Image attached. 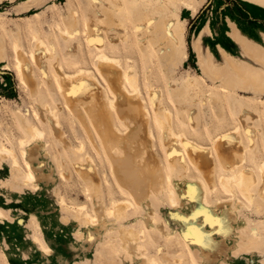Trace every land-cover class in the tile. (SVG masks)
Masks as SVG:
<instances>
[{
    "label": "rangeland",
    "instance_id": "obj_1",
    "mask_svg": "<svg viewBox=\"0 0 264 264\" xmlns=\"http://www.w3.org/2000/svg\"><path fill=\"white\" fill-rule=\"evenodd\" d=\"M156 1L152 0L150 5L156 4ZM190 1L197 7L196 13L185 8L179 0L173 2L179 42L170 43L173 54L167 57H160L150 44L137 37L133 28L136 18L132 12L136 8L134 2L126 3L118 13L128 28V36L120 37L110 31V38L106 39L109 53L120 57L121 71L138 79L140 96L133 102L139 108L142 105L149 110L147 123H144L142 113L141 117L133 111L130 114L127 106L122 105L121 109H126L121 111L124 119L127 121L130 118L127 133L130 136L133 134L134 142V145L123 142L127 151L123 156L134 157L133 160L138 163L132 162L133 165L148 163L156 167L162 178L165 172L171 171L152 104L151 90L156 88L161 90L159 102L172 112L173 129L183 136L186 148L192 146L210 151L216 134L238 125V134L247 151L246 166L254 168L261 178V163L264 162V86L262 90L251 86L241 88L223 80L240 69L264 75V64L246 47L264 50V1ZM97 9V0H0V144L13 150L19 163V167L14 166L11 155L0 157V264H101L102 261L104 264L106 258V264H135L121 246L118 237L120 225L139 230L147 252L160 260L164 256L160 258L156 251L165 248V245L156 246L150 235L143 233L146 225L159 229L163 234L174 233L177 235L175 239L181 240L179 228L185 225L184 218L192 215V206L186 203L170 212L167 193L157 183L162 178L153 180L150 177H146L141 184L142 193L133 195L134 204L128 206L124 218L116 219L99 211L100 204L104 203L109 208L113 199L132 196L112 175L109 158L101 145L102 139L87 114L89 104L84 98L69 101L54 79L60 65L67 72L85 67L91 73H98L97 47L88 41L84 32L85 22L93 21ZM60 27L70 29L68 36L61 34ZM103 37V34L98 35V38ZM38 38L45 42L52 56H40L33 61L29 54L36 51ZM98 42L101 43L100 40ZM15 47L30 63L31 77L27 83L17 72ZM207 67L220 73L219 77L211 75ZM83 74L90 76L87 71ZM128 86L132 89L130 84ZM76 110L85 118L76 114ZM54 114L59 119L57 123ZM113 118L124 128L117 115ZM34 125L44 130L43 137L34 141L35 144L31 141L27 146L21 145L20 141L29 136L28 128ZM151 131L152 141L148 136ZM194 141L198 144L195 145ZM145 145L149 146V153L145 154L147 157L143 154ZM24 148L29 149L28 157L21 153ZM112 156L116 157L115 154ZM140 158L144 159L143 163ZM29 159L32 169L37 172L35 182L25 178ZM217 166L216 175L220 169L218 163ZM82 167L95 168L98 173L101 195L96 198L89 195L87 188L90 184L80 173ZM187 172L183 173L186 177L173 178L179 194L186 189L188 182L200 187V178L203 177L200 168L191 165ZM215 179V190L210 186L207 189L210 205L206 206L214 215L224 219V227L227 225L225 220H228L234 234L230 237L215 235V241H223L226 245H207L200 248L199 254L195 253L197 257L189 255L186 245L176 247L172 244L174 247L171 250L177 248L178 251H172L166 257L170 260L175 258L177 263L175 259L173 263L172 260L168 263L199 264L201 260L204 264H264V197L256 193L254 200L250 201L240 191L233 195ZM257 185L253 186L254 190L258 189ZM87 211L90 214H95V211L97 215L100 213L98 225L95 222L86 226L84 218ZM172 213L180 216L174 219ZM150 215L160 222L151 220ZM164 221L169 230L163 229ZM225 229L229 230L228 225ZM238 235H248L255 241L250 248L247 245L248 249L242 245L235 247L233 244ZM255 235L257 238H254ZM108 242L116 249L107 245ZM192 247L194 252H198V245Z\"/></svg>",
    "mask_w": 264,
    "mask_h": 264
},
{
    "label": "bare ground",
    "instance_id": "obj_2",
    "mask_svg": "<svg viewBox=\"0 0 264 264\" xmlns=\"http://www.w3.org/2000/svg\"><path fill=\"white\" fill-rule=\"evenodd\" d=\"M175 1L174 0H157L156 4L150 5L152 0H97L98 9L96 11V15L92 22L90 21L85 22L84 32H85V35L88 41L96 45L97 47V52H96L95 57L98 62L97 63L98 73L97 72H95L97 74L91 73V70L85 67H79V69H77L74 72H67L66 70H64V67L60 65V67H58V74L54 77L58 89L66 95L69 101L71 100L81 101V99L84 98L86 100V103L89 104L90 108L89 107L86 108V110L88 111L87 114L89 113L88 116L90 118L91 124L98 131V134L102 139L101 145L105 149L106 154L109 158L110 167H111L110 169L112 171V175L115 177L118 183L122 186V188L128 191V194L132 196V198L113 199V204L111 203L112 206L109 208L105 207L103 205L104 203L100 204L99 211H101L102 213L106 212L107 214H111L112 217L115 216L116 219H122L127 215L126 210L128 206L129 205L131 206V204L134 202L133 195H138L142 193L143 189L141 187V184L145 182L146 177H150L153 180H158V178H160L159 180H161L162 177H161L160 170L157 169L156 167H153L148 163L138 165L137 164L138 162L133 160L134 157L129 156L128 154H127L128 156H125V155L123 156V154L127 152L123 146V142H128L133 145H134V142L132 138L133 134L130 136V134L127 133L130 128L129 127L130 125L127 121L130 118L127 119V121L126 119H124L125 117L123 116L122 114L123 112L121 111H124L126 109L124 107V110H122L121 109V107H123L122 105H126L127 110L129 112L130 111L135 112L136 116L141 117V113H142L143 115L142 119L144 123L145 122L147 123L149 110L145 106L142 107V105H141V108H139L136 105V103L133 102L134 99L137 98V96H140V86H139L140 84L138 82V79L136 77H131L129 75L127 76L125 73L121 71V69L123 68H122L120 57L109 53V50L107 49L108 47L106 48V44H105L106 39L110 38V31H114L116 35L120 37L128 36V28L118 13L121 10L122 6H124L126 3L134 2L136 3V6H135L136 8L132 12L135 13L134 15L136 16V18L134 19L133 28H134V31L137 37L141 39L143 43L150 44V46L156 50V53L159 54L160 57H167L170 53L173 54V52L171 51L172 49H170L171 47L170 43L179 42V30L177 29L176 20L173 14V2ZM179 1L188 10H191L193 13L197 12V7H195L192 1L190 0H179ZM261 1H264V0H261ZM146 8L148 9L144 11V9ZM96 25H97V28H96ZM60 31L64 37L68 36V34L70 33L69 28L60 27ZM100 34H103L104 37L98 38V35ZM99 40L101 41V43L97 44L99 43L98 42ZM36 41H37L36 51L30 52L29 54L30 59L33 61H37L40 56L41 57H44V56L51 57L52 52L46 46L45 42L41 38H38ZM246 47L249 50L253 51V53L257 56V58L264 64V50L263 49L255 48L253 46L249 47L248 45ZM15 50H16L17 72L19 73L22 80L26 81L27 83L29 82V78L31 77L30 63L19 52L17 47H15ZM207 70L211 75H214L215 77H219L220 75V73L215 71L212 67H207ZM84 71H87L89 74L91 73L90 76H86V75L84 76L83 74ZM223 81L227 84L232 83L233 85H238L241 88H246V87L248 88V86H251L255 90H257V89H261L264 86V75L261 72H254L253 70L240 69V70H235L234 74L231 76H225ZM128 84H130L132 89L129 88ZM33 93H35V89H33ZM160 95H161L160 89L152 88L151 96L153 98L152 100H154V103L152 102V104L155 109V115H156L157 122L162 131L163 142L166 146V161L171 171L165 172V174L163 173L164 176L162 180L158 181L157 183L159 184L160 188L167 193V199L169 201L170 208L176 209L182 206L181 196L179 195V192L177 191L175 187L173 178L181 179L183 176L186 177V174L188 173L187 171L190 170L191 165H194L200 168V170L202 171L203 177L200 178V188L202 192V202L207 206L210 205V201H209L208 194H207V189H209V186H210V189L215 190V187L217 185L215 177L217 178L219 183L224 187V189L228 190L233 195L238 194L237 192L240 191L245 196H247L248 199H250V201L254 200L256 193H258L259 196L264 197V162L261 163V169H260L261 178H259L254 168L252 167L248 168L246 166L245 161L247 160V151H246V148L243 147L244 145L242 144V139L240 135L238 134V131H239L238 125L234 128H231V129H228V130H225V131H222L216 134L213 139V142H212L213 146L211 147L210 151L202 150V148L201 149H197L195 147L193 148L192 146H190V149H188L185 147V144L182 140L183 136L175 132L176 130L174 131L173 118H172L173 114L161 102H159ZM76 111H77L76 114H78L79 113L78 110ZM80 112H82V110H80ZM102 114L103 116H101ZM243 114L245 116L247 115V112ZM80 115L83 116V114H80ZM114 115L115 116L117 115V117L121 119V122L124 124V128H121L117 123L114 122L113 120ZM54 116H55V123H57V121L59 122L58 117H57L58 120L56 119V114H54ZM83 118H85V115L83 116ZM82 119L81 121H83ZM28 133H29V136L20 141L21 145L27 146V144H29V142L31 141H33V143L35 144L34 141L41 140V138L43 137L44 130L34 125L28 128ZM148 134H149L148 136L151 138V141H152V137H151L153 136L152 131ZM188 140L190 141L189 138L187 139V141ZM194 142H195V145L198 144L196 143V141ZM137 144L138 143H136V145ZM207 146H204V147H207ZM142 147L143 145L141 146V148ZM199 147H202V146L200 145ZM148 148L149 146L145 145V149H143L144 156H146L145 154L149 153ZM12 151L13 150L8 148L5 144L3 143L0 144V157L5 156V155H8V156L11 155L13 157V161L15 164L14 166L19 167L18 166L19 163L15 157V154ZM129 151L130 150H128V152ZM21 153L24 156H27L30 152H29V149L24 148ZM112 154H115L116 157H113ZM140 160L142 159L140 158ZM143 160H142V163L144 162ZM132 162H137V163L136 165L135 164L133 165ZM27 163H28V169L26 171L25 178L27 180H30L31 182L33 181L35 182V180L38 178L36 174L37 172L35 173V171L32 169L30 159ZM125 163H128V165H124ZM217 163L219 164L220 169L216 175L215 171L218 168ZM85 167H82L83 170L80 171V173L84 177V180L86 181V183L90 184V185L88 184L89 186L87 188L88 192H90L89 193L90 197L101 195V190H100L101 188L98 182V173L94 171L95 168L93 167H92L93 169H87L88 167L87 168ZM183 173H186V174L183 175ZM170 181H172V184H170L171 183ZM255 184H259L257 185L259 186L258 189L257 190L255 189L256 191L253 188ZM230 198H234V197L231 196ZM167 199L165 201H167ZM218 199L220 200V197ZM237 199H239V197ZM257 208L260 209V206ZM80 212L81 211H79V213ZM98 215H97V211H95V214H92V213L90 214L87 211L85 218H84V223L86 224V226L89 224L91 225L92 223H95V222L98 225L99 223ZM76 217L79 218L77 214H76ZM150 217H151V220H153L154 222H158V223L160 222V221H157V219L154 216L150 215ZM81 220L82 219H80V223L83 222V221L81 222ZM222 220L224 219L219 218L216 215L214 216L213 218V224H214L213 227H215L214 231L218 232V234L224 237H230V235L234 232L232 229L230 230L232 226L228 220H225L226 224L229 227V230H226L225 228L227 227V225L226 227H224ZM188 221L189 220L187 219V222ZM162 227L165 230H169L167 226V222L165 221ZM101 229H103V227ZM118 232H119L118 237H120L121 239V244H122L121 246L123 247V249H125V252L130 256L132 262H135V264H166V263L172 264L175 258L171 259L172 260L171 261L170 258L166 256L169 255L172 251L177 252L178 249L176 247H180L177 245H181V246L186 245L185 247L188 250L189 255H191V257H194V256L197 257L195 253L199 254L200 248L203 249L207 247V245H198L199 247L198 252L197 251L194 252L195 250H193L192 245H190V242L183 235L180 234L181 240H177L175 239L177 235H175L174 233L163 234L161 231H159V229L157 228L152 229V227H149L148 225H146V227L143 230V233L149 234L151 240H153L156 243V246L157 244L161 245V243H164L163 245H165V248L163 247V249L161 250L158 249V251H156L159 257L160 256L165 257V259H163L164 258L163 257L162 259L159 260L158 257H156L155 255L149 254L147 252V249L142 244L143 241H141V235L139 234V230H136L134 227L127 228L123 225H120L118 227ZM237 233L239 234V232ZM144 238H146L145 235H144ZM254 238H257L256 235ZM253 241H255V239H253L252 237L248 235L247 236L238 235V239L233 245H235V247H238L236 245H242L244 248H247V245H249L248 248H250V246L253 245V244L250 245ZM113 242H115L116 244V241H113ZM211 243L212 245H226V243H223V241L218 242V241H215L214 239L213 240L211 239ZM170 244H171V247H170ZM172 244L176 245L175 250H171L174 247ZM107 245H110V246L112 245L111 248L116 249V247L113 246L114 244H111V242H108ZM105 246L106 244L104 245V248ZM187 250H185L184 252H186ZM113 253L114 252H112V254ZM178 254H182V253H178ZM101 258L103 257L100 256V259ZM114 259L112 257L113 261ZM127 260H129V257L127 258ZM169 260L172 263L171 262L168 263ZM106 261H107V258H106ZM105 262L104 264H106ZM175 262H176V259H175ZM198 262L199 264H204L201 262V260H199ZM108 263H109V259H108ZM101 264H103V261Z\"/></svg>",
    "mask_w": 264,
    "mask_h": 264
},
{
    "label": "crops",
    "instance_id": "obj_3",
    "mask_svg": "<svg viewBox=\"0 0 264 264\" xmlns=\"http://www.w3.org/2000/svg\"><path fill=\"white\" fill-rule=\"evenodd\" d=\"M179 195L181 196L182 204H190L193 212L192 215H187L183 220L186 225L189 222L188 225L182 224L178 232L186 237L190 245H212L211 239H215V235L218 234V232L214 231L215 227H213V218L215 215L202 202L201 188L196 183L188 182L186 189L182 190V194ZM171 210L174 209L170 208V212H173ZM176 214L172 213L174 219L178 218ZM187 219L189 220L188 222Z\"/></svg>",
    "mask_w": 264,
    "mask_h": 264
}]
</instances>
